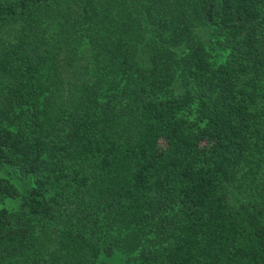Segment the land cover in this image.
<instances>
[{
	"label": "trees",
	"instance_id": "trees-1",
	"mask_svg": "<svg viewBox=\"0 0 264 264\" xmlns=\"http://www.w3.org/2000/svg\"><path fill=\"white\" fill-rule=\"evenodd\" d=\"M0 264H264V0H0Z\"/></svg>",
	"mask_w": 264,
	"mask_h": 264
},
{
	"label": "rangeland",
	"instance_id": "rangeland-1",
	"mask_svg": "<svg viewBox=\"0 0 264 264\" xmlns=\"http://www.w3.org/2000/svg\"><path fill=\"white\" fill-rule=\"evenodd\" d=\"M207 30L204 28V29H201L199 31V34H200V37L202 38L203 41H205L206 45H210L211 46V42L208 38V34H207ZM84 50V48L80 51V54H79V57H78V60L76 61V67H74L73 69V72H75V74H77L80 70H81V65L80 64H83L85 63V61L81 60L80 57L84 54H82V51ZM212 54L217 57L219 60L223 59L224 57V53L222 51H219V50H216V49H213L212 50ZM77 59V57H76ZM78 76V75H76ZM4 175H7V174H4ZM7 176H11V180L13 181L14 184H16L20 189H23L24 187L27 186V184H29V182L27 180H24V178L20 177V175H18L17 173L13 172L12 170H9V175ZM227 198L229 200L230 203H235V202H238V198L236 197V195L229 189L227 190ZM5 207L7 208H12L13 206H15V203L14 202H9L7 204H4Z\"/></svg>",
	"mask_w": 264,
	"mask_h": 264
}]
</instances>
